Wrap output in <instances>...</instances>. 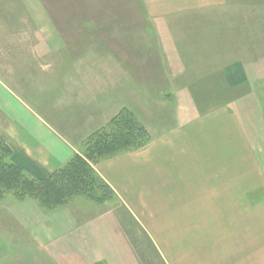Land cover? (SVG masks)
<instances>
[{"label":"rangeland","instance_id":"rangeland-1","mask_svg":"<svg viewBox=\"0 0 264 264\" xmlns=\"http://www.w3.org/2000/svg\"><path fill=\"white\" fill-rule=\"evenodd\" d=\"M156 2L168 18L158 37L140 0H0V264H215L204 256L229 245L224 229L193 212L178 228L172 167L151 158L175 130L235 145L222 169L237 164L264 209V0L196 3L175 20ZM22 132L45 148L39 158ZM57 141L70 153L61 166L47 156ZM74 155L113 198L74 193Z\"/></svg>","mask_w":264,"mask_h":264},{"label":"crops","instance_id":"crops-1","mask_svg":"<svg viewBox=\"0 0 264 264\" xmlns=\"http://www.w3.org/2000/svg\"><path fill=\"white\" fill-rule=\"evenodd\" d=\"M203 1L158 0L156 3L162 7L169 6L166 12L175 13L173 17L169 18L175 20L179 13H185L186 10L189 11L196 3L199 4L198 8L204 7L203 12L211 10L208 5L214 3L215 0ZM140 2L145 9L142 15L144 17L143 28L146 29V35L158 37V30L155 24H158L162 19H168L163 17L166 14L161 16L154 12V0H140ZM158 17L163 18L160 19ZM226 114L225 112L222 115ZM211 116L213 115L202 117L204 120ZM175 131L152 145V154L155 149L159 153L157 155L154 153L151 158L154 164L157 160L156 162L165 163L169 165V168L172 167V171H168L170 173L168 177L170 183L166 187L168 192L167 200L171 204L169 211L179 213L178 215L176 214V219L178 220L179 217V220L183 221H177L176 226L178 228L190 226V224H187L188 221L192 222V212L195 214L194 219L196 220H213L215 224H219L217 226L224 229L220 242L229 245L223 246L224 251L217 252L214 257L205 255L204 260L214 259L215 264H264V209H261V205H256L254 202V195L257 189L254 187V181L248 175L241 176L237 164V171L235 172H224V168L222 169L223 163L231 164L232 166L234 161L237 163L238 153L235 145L232 146L229 142L224 144V141L208 142L199 139L188 141L185 136L179 137L178 134L181 133ZM180 131L188 132L187 135H189L191 128L187 124ZM233 131L235 130L232 129ZM21 135L26 137V141H29L26 148L30 149L32 155L39 158L40 153L46 151L45 148L40 149L38 147L39 143L33 139L32 135L29 138L27 137L29 134H26V132H22ZM52 144L55 145L52 147L53 149L50 147L51 154L49 153L47 156L51 155L50 157L56 159L61 166L70 158L69 150L62 142L59 143L57 141ZM224 145L226 149H228L227 147L232 148L230 154L226 155ZM47 156H43V162L50 168ZM216 164H219L218 168H216ZM227 168L226 166V170ZM128 171L132 170L123 172ZM139 175L138 171L136 173L132 171L130 174L133 179H137ZM141 178H138V180ZM155 178V176L154 179L152 177L151 181L155 182ZM154 182H151L150 188L152 190L156 188L159 191V187ZM156 194L161 196L159 198L161 201L164 200L165 197L160 191ZM124 207L126 208V205ZM127 210L129 209L127 208ZM256 211L261 212V214L256 215ZM209 213L210 215H208ZM129 214L132 216L130 210ZM204 224L206 225V222Z\"/></svg>","mask_w":264,"mask_h":264},{"label":"trees","instance_id":"trees-1","mask_svg":"<svg viewBox=\"0 0 264 264\" xmlns=\"http://www.w3.org/2000/svg\"><path fill=\"white\" fill-rule=\"evenodd\" d=\"M253 93H254L253 88L251 87L250 94H253ZM85 164L86 163L82 161L81 167H80L79 166L80 164L77 162V157L74 155V190H77L74 193H78L77 195H84L86 198H88L89 200L97 204H103V202H105L107 199L113 198L111 197L113 193L109 189V187L105 184V182L100 177L97 176L94 169H92L90 166H88L87 164L85 165ZM68 166H69V163L66 165V167ZM95 183L96 184L98 183L97 185L99 186V189L103 188L104 193L100 195L97 193ZM95 197H97V199H95ZM98 197H99V200H98ZM54 203H57V202L54 200ZM59 204L64 205L62 203H59Z\"/></svg>","mask_w":264,"mask_h":264}]
</instances>
